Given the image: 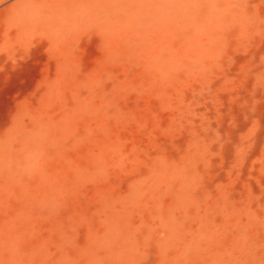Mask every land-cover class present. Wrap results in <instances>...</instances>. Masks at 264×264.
I'll return each instance as SVG.
<instances>
[{
    "label": "rangeland",
    "instance_id": "1",
    "mask_svg": "<svg viewBox=\"0 0 264 264\" xmlns=\"http://www.w3.org/2000/svg\"><path fill=\"white\" fill-rule=\"evenodd\" d=\"M20 1L0 264H264V0Z\"/></svg>",
    "mask_w": 264,
    "mask_h": 264
},
{
    "label": "bare ground",
    "instance_id": "2",
    "mask_svg": "<svg viewBox=\"0 0 264 264\" xmlns=\"http://www.w3.org/2000/svg\"><path fill=\"white\" fill-rule=\"evenodd\" d=\"M5 0H0V4ZM43 2L41 0H22L13 6L14 15L19 18L28 21L31 24H38L45 19H51L55 16V13L49 10H42ZM58 10V8H57ZM55 10V11H57Z\"/></svg>",
    "mask_w": 264,
    "mask_h": 264
}]
</instances>
